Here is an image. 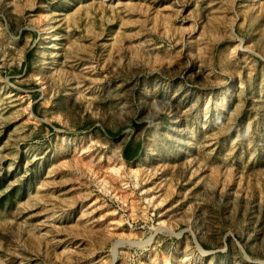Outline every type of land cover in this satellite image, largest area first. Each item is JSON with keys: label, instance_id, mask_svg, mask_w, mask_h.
Here are the masks:
<instances>
[{"label": "rangeland", "instance_id": "374dc122", "mask_svg": "<svg viewBox=\"0 0 264 264\" xmlns=\"http://www.w3.org/2000/svg\"><path fill=\"white\" fill-rule=\"evenodd\" d=\"M0 264H264V0H0Z\"/></svg>", "mask_w": 264, "mask_h": 264}, {"label": "bare ground", "instance_id": "6f19581e", "mask_svg": "<svg viewBox=\"0 0 264 264\" xmlns=\"http://www.w3.org/2000/svg\"><path fill=\"white\" fill-rule=\"evenodd\" d=\"M137 160V159H136ZM139 161V160H138ZM136 161H134V165H132L130 167V173L133 175H138L139 171L141 169H139V167L135 166ZM138 165V164H137ZM142 165V164H141ZM139 166V165H138ZM125 170H126V163H125V158L121 157V161L118 163H114L113 165V169H112V173L116 176H118V178H120L121 180L123 179V177L125 176ZM147 178V177H146ZM119 179V180H120ZM101 180V179H100ZM103 180V179H102ZM119 241H114L113 244H117ZM120 243H118L119 245Z\"/></svg>", "mask_w": 264, "mask_h": 264}, {"label": "trees", "instance_id": "16d2710c", "mask_svg": "<svg viewBox=\"0 0 264 264\" xmlns=\"http://www.w3.org/2000/svg\"><path fill=\"white\" fill-rule=\"evenodd\" d=\"M142 145L138 143L135 147L131 142L127 143L123 150V156L127 161H132L141 156Z\"/></svg>", "mask_w": 264, "mask_h": 264}, {"label": "water", "instance_id": "95a60500", "mask_svg": "<svg viewBox=\"0 0 264 264\" xmlns=\"http://www.w3.org/2000/svg\"><path fill=\"white\" fill-rule=\"evenodd\" d=\"M135 160V159H134Z\"/></svg>", "mask_w": 264, "mask_h": 264}]
</instances>
